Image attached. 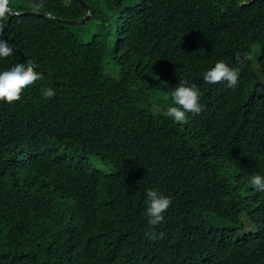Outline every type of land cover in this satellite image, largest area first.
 Here are the masks:
<instances>
[{
    "label": "trees",
    "instance_id": "16d2710c",
    "mask_svg": "<svg viewBox=\"0 0 264 264\" xmlns=\"http://www.w3.org/2000/svg\"><path fill=\"white\" fill-rule=\"evenodd\" d=\"M84 1L86 40L31 12L79 19L77 0H8L26 12L0 19V71L44 76L0 102V264H264V0ZM217 60L235 88L203 81ZM181 81L203 107L186 124L164 114ZM149 189L172 199L154 241Z\"/></svg>",
    "mask_w": 264,
    "mask_h": 264
},
{
    "label": "clouds",
    "instance_id": "9594fccd",
    "mask_svg": "<svg viewBox=\"0 0 264 264\" xmlns=\"http://www.w3.org/2000/svg\"><path fill=\"white\" fill-rule=\"evenodd\" d=\"M8 6L12 8L8 4V0H0V19L9 12ZM40 6L42 5H33L37 8ZM17 11L26 12L25 10ZM0 32H3L2 24H0ZM12 54L13 48L8 41L0 39V59H5ZM236 59L242 65L245 60H250L251 56L245 53L243 58L237 55ZM37 68L38 65L34 61L27 60L26 62H18L5 71H0V102L13 104L20 101L25 89L33 86L37 81L43 80L44 76L36 70ZM203 81L207 84L226 82L228 87L235 88L239 82V69L230 67L223 60H217L213 67L203 73ZM41 94L44 99H50L56 93L51 86H48L42 88ZM200 96L201 92L195 84L189 85L186 81H181L170 93L172 103L175 106L167 107L164 114L175 122L186 124L189 120V114L197 116L203 111ZM250 184L257 192H264V176L253 175ZM146 203L145 215L151 230L145 235L150 241L161 239L164 233L156 232L155 227L164 223V214L171 206L172 199L156 189H149L146 192Z\"/></svg>",
    "mask_w": 264,
    "mask_h": 264
},
{
    "label": "water",
    "instance_id": "95a60500",
    "mask_svg": "<svg viewBox=\"0 0 264 264\" xmlns=\"http://www.w3.org/2000/svg\"><path fill=\"white\" fill-rule=\"evenodd\" d=\"M84 8H86L87 9V12L85 13V15L84 16H82L81 18H79V19H65V18H60V17H55L51 12H38V11H32V13H39V14H43V15H48V16H51V17H54V18H56V19H58V20H60V21H63V22H67V23H80V22H82V21H84V20H87L90 16H91V14H92V12H93V8H92V6L90 5V4H88L86 1H84V0H77ZM8 11L9 12H11L12 14H21V13H23V12H19V11H17V10H14V9H12V8H10L9 6H8Z\"/></svg>",
    "mask_w": 264,
    "mask_h": 264
},
{
    "label": "rangeland",
    "instance_id": "374dc122",
    "mask_svg": "<svg viewBox=\"0 0 264 264\" xmlns=\"http://www.w3.org/2000/svg\"><path fill=\"white\" fill-rule=\"evenodd\" d=\"M11 1H18V0H11ZM19 3H20V2H19ZM88 20H89V18H88L87 20H84V21L80 22V23H71V24L69 25V28H70L73 32H75V31L78 32L79 35L81 36V38L84 39V40H86V39L88 38L87 35H89V33L86 34V35H83V34L80 32V30H81L82 28H84V29H91V28L93 27L92 22H90V21H88ZM107 65H108V64H107ZM99 199H100L101 201H103V198L100 197V196H99Z\"/></svg>",
    "mask_w": 264,
    "mask_h": 264
}]
</instances>
